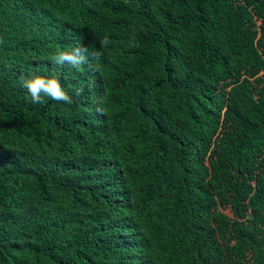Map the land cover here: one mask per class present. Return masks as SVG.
Instances as JSON below:
<instances>
[{
    "label": "trees",
    "instance_id": "obj_1",
    "mask_svg": "<svg viewBox=\"0 0 264 264\" xmlns=\"http://www.w3.org/2000/svg\"><path fill=\"white\" fill-rule=\"evenodd\" d=\"M0 264H264V0H0Z\"/></svg>",
    "mask_w": 264,
    "mask_h": 264
},
{
    "label": "clouds",
    "instance_id": "obj_2",
    "mask_svg": "<svg viewBox=\"0 0 264 264\" xmlns=\"http://www.w3.org/2000/svg\"><path fill=\"white\" fill-rule=\"evenodd\" d=\"M100 43L101 45H107L109 43L108 38L105 37ZM86 52V48H74L71 51H61L52 59L57 65L68 63L79 70L83 63H87V58L84 55ZM92 55L94 58L99 59V53L94 52ZM22 82L23 86L28 90L33 103H43L42 98L44 96L57 102H72L56 78L35 76L32 79H23Z\"/></svg>",
    "mask_w": 264,
    "mask_h": 264
}]
</instances>
